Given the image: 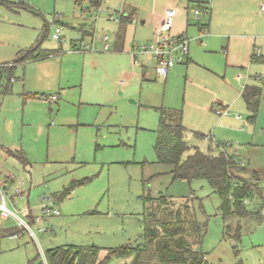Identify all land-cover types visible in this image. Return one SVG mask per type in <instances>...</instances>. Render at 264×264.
<instances>
[{
	"label": "rangeland",
	"instance_id": "1",
	"mask_svg": "<svg viewBox=\"0 0 264 264\" xmlns=\"http://www.w3.org/2000/svg\"><path fill=\"white\" fill-rule=\"evenodd\" d=\"M0 1V57L8 58L1 61L4 63H13L20 49L40 40L41 48L50 50L69 43L70 36H77V44L82 40L89 45L91 37L102 38L121 25L106 20L109 31L101 30L92 18L94 6L81 15V7H89L84 1L81 5L74 0ZM146 1L105 0L102 6L115 9L119 19L123 6L134 8L138 19L151 10L144 9ZM209 14L201 13L202 23ZM189 17L193 18L191 12ZM57 26L62 42L51 38ZM134 26V45L152 41L149 31L138 23ZM207 31L198 30L201 43L190 42L192 61L175 64L167 77L155 73V60L148 54L136 53V63H125V75L111 71L116 84L98 77V84L88 82L81 95L77 87L67 88L65 83L78 74L79 63L68 59L60 73L63 90L15 91L7 96L0 108V179L8 181L6 206L30 223L35 236L19 230L13 216L1 220L0 264H47L45 251L55 246H98L101 258L105 248L138 245L143 233L142 195H163L177 207L190 209L201 225L196 246L203 256L201 264H264V215L241 220L224 216L221 200L206 180L174 179L170 165L156 162L154 144L161 110L180 111L188 145L204 152L235 154L247 168L259 171L262 197L251 198L247 208L263 206L264 212V87L254 122L248 120L249 111L239 94L249 77L248 83L264 82V63L251 62L240 39L231 40L226 54L229 34L235 32L232 29L222 30L225 39L219 45L205 42ZM252 48L257 56L264 55L258 42ZM232 61L238 63L230 64ZM22 63L15 64L13 86L20 83L15 69L22 70ZM48 64L44 70L51 77L54 62ZM135 65L138 67L133 69ZM251 70L260 78L255 79ZM8 82L3 73L2 91ZM51 94L56 95L55 101L42 98ZM220 105L228 107L230 116L215 114ZM191 152L192 148L186 149L182 159ZM86 177L89 180L75 186L66 198L57 199L55 193ZM44 206L58 214L43 215ZM28 208L39 221L31 222L24 215ZM11 231H17L16 235L10 236ZM128 262L129 258L116 257L107 264Z\"/></svg>",
	"mask_w": 264,
	"mask_h": 264
},
{
	"label": "trees",
	"instance_id": "2",
	"mask_svg": "<svg viewBox=\"0 0 264 264\" xmlns=\"http://www.w3.org/2000/svg\"><path fill=\"white\" fill-rule=\"evenodd\" d=\"M198 2L197 4L201 5ZM97 5L98 2H92L89 8ZM40 44L41 40L29 48L20 49L10 67H1L3 69L0 70V79L4 73L10 81L16 63L43 58L54 53L53 49H42ZM251 60L260 61L261 56L252 54ZM260 97V87L250 85L244 87L242 98L251 121L257 116ZM160 115L154 144L156 162L170 165L169 172L174 179L206 180L212 191L219 196L221 200L219 208L224 216H235L238 220L262 217L263 206L255 210L247 208L252 202L251 198L262 197L256 172L248 171L246 165L241 164L235 154L211 149L204 152L197 146L188 145L180 111L161 110ZM189 148H192V152L182 159L183 152ZM21 157L25 161V158ZM88 180L89 177H86L69 184L55 193L57 199L66 198L75 186ZM245 199H248L247 203ZM142 201V243L105 248L106 252L101 258L99 257L101 247L98 246L74 244L55 246L45 251L46 263L107 264L113 258L121 257L129 258L127 264H201L203 256L200 251H196L201 236V225L190 209L186 206L177 207L163 195L156 198L142 195ZM21 229L23 228H19ZM16 233L17 231H11L9 235ZM234 236L236 237L237 233Z\"/></svg>",
	"mask_w": 264,
	"mask_h": 264
},
{
	"label": "crops",
	"instance_id": "3",
	"mask_svg": "<svg viewBox=\"0 0 264 264\" xmlns=\"http://www.w3.org/2000/svg\"><path fill=\"white\" fill-rule=\"evenodd\" d=\"M197 2L201 3L204 2V0H147L144 9L148 8L151 10L144 11L142 15L138 16V19H136L137 17L135 16L136 13L134 8L127 9L126 7L123 6V14L120 17L119 21L118 22L114 21L115 23L118 24L121 23V25L118 26V29H111L112 32H110L106 28V25L108 24L106 23V20H111L109 19L108 14H106L107 16H103L101 14L97 20L98 22L97 26L101 30L103 29L105 31H109L104 34V36L105 35L108 36L107 40H104V36L101 34L103 36L102 38L100 36L98 38L91 37V40L89 41L90 43L89 45L81 43L82 40H80V43L77 44L78 40H74L76 39L77 36H70V38H68L69 43L65 42L64 46L57 45L58 47L56 46V48H54L53 54H50L43 58L25 61L24 63H22L23 65H25L22 68V70H20L17 67L15 69L16 72L15 76L19 79L20 83H17L16 85L13 86L12 83L14 82V80L12 81L10 80L11 83L9 84L8 82L6 87L3 88V91L0 89V108L3 105L4 101L6 100L7 96L13 94L15 91L17 93L23 94V93H31V91L33 90L41 91V92L43 91L56 92L59 90H63L64 87L62 85L64 84L62 83L60 73H62L63 69H65L64 63L68 59H75V61L79 63V66L77 67L78 74L69 76V80H66L65 83L67 84V88L77 87L82 95V93L84 94V91L88 88L89 85L88 82H90L91 84H98V77H102L108 80L111 84H116V81L114 80L111 71L114 70L115 72L120 73L121 75L122 74L125 75L126 72L124 74L122 71L123 68L125 67V63H127V65L130 66V63L133 64L134 61V55L130 53L132 46L134 45L133 44L134 30H136V26H134V23H138L140 28L149 31L152 35L153 38L152 41H153L156 38L157 30L160 27L161 22L163 21L165 10L169 7L176 9V13L171 19L170 29L168 31H159L158 33L160 32L162 34L185 33L189 39V46H190V42L193 43L194 42L193 40L199 43L203 41L201 39L202 37L198 36V30L199 32H201L202 28H205L206 30H208L207 34L203 36L205 42L214 41V43L219 45L222 42L221 39H225V32H223L222 30L232 29L235 32H231L229 34V40L225 48L226 54L229 52V48L231 47V40L233 39L241 40V46L243 48V51L244 53L250 54V60L253 51L252 47L255 46L257 42L264 50V0H213L211 8L210 10H208L210 11V14L208 18L204 20L203 23L200 20L201 16L197 18L193 13V10L198 6ZM105 7L109 8V6H105ZM190 12L193 15L192 19L189 17ZM85 13H82L81 15H84ZM96 30L97 29L93 27V31L95 32ZM109 33L112 34V40H110ZM89 34L90 32H88V35ZM69 44L70 46H72L71 47L72 49H70ZM90 45H92L93 47L92 50L89 49ZM105 45H107L106 48ZM189 46H188V53L186 55H183L181 62H178V64H185L188 63L189 61H192L189 53ZM5 59L6 58L0 57V62ZM49 62H54V75L51 73V77H49L48 76L49 73L44 70L47 68V66H49L48 64ZM251 62L264 63V55L261 56L260 61L251 60ZM1 63H3V65H0V67H8V66L10 67L12 65V63L9 62H5V63L1 62ZM229 63L236 64L238 63V61H232ZM133 67H134L133 69H135L138 66L135 65ZM98 68L102 69L101 72L97 71ZM73 69H75V67H73ZM262 70H264V65ZM251 71H253V74L255 73L253 75L255 79L260 78L258 72L254 70ZM249 79L250 77L245 79L247 83L244 84L241 91L239 92L241 98H242V92L246 85L260 87L261 95H262L264 82L257 83L256 81L251 80L252 83H248ZM1 87L2 85L0 84V88ZM9 89H11L10 93L6 94V92L9 91ZM82 103L84 102H80V104ZM214 112L216 115L219 116L222 115L230 116L229 109L226 105L225 106L220 105V107L216 108ZM249 114H248V120H249ZM249 121L254 122L251 120ZM243 165L245 164L243 163ZM247 169L248 171H255L259 179V171L255 169H249V168ZM263 213L262 216L264 215ZM5 219L7 218L0 217V221ZM29 219L31 222L39 221V220H35L32 216H29ZM28 224L30 226L29 222ZM18 227L21 228L20 226ZM0 228H1V223H0ZM25 230L29 232L28 229ZM30 230L32 231L31 226H30ZM32 233H33L32 236H35L33 231Z\"/></svg>",
	"mask_w": 264,
	"mask_h": 264
},
{
	"label": "built area",
	"instance_id": "4",
	"mask_svg": "<svg viewBox=\"0 0 264 264\" xmlns=\"http://www.w3.org/2000/svg\"><path fill=\"white\" fill-rule=\"evenodd\" d=\"M84 1L85 3H92V2H98V5L95 6V14L93 15L92 18L94 20H98L99 16L104 13L105 11L108 14L109 19L118 22L119 18L115 16V12H117L115 9H111L108 7H103L102 4L104 3L105 0H76L75 4L76 5H81ZM210 4V0H204V2H201V5H198L194 10L193 13L194 15L199 18L202 12H207L209 10L208 6ZM89 7H81V12L85 13L88 11ZM203 10V11H202ZM176 9L175 8H167L164 13V18L163 21L160 24V27L157 30L156 38L151 41L150 43H145L142 45H133L131 52L133 55L136 53H146L149 54L154 60H155V72L162 77H166L171 70V68L178 62H181L183 55H186L188 53V46H189V39L186 36L185 33H179V34H162L161 32L158 33L159 31H168L171 26V19L175 15ZM60 15H58L59 18ZM51 38L58 41L62 42V31L60 27H56L51 34ZM108 36H104V40H107ZM107 45H105V48ZM89 49L92 50L93 47L92 45L89 46ZM252 54L258 55V53L255 54L253 51ZM134 63H136V60L134 58ZM11 81L14 80L12 77L10 79ZM43 99L54 101L56 99L55 94L51 95H43ZM241 162V161H240ZM241 164H243L241 162ZM8 181L7 179L3 181L0 179V217L1 218H7L9 216H13L16 221L18 226L21 228L28 229L30 234L33 235L32 231L30 230V226L28 222H26L22 217L19 215L15 214L12 212L7 206L5 202V197H6V185ZM14 198V197H13ZM245 202H248V199H245ZM24 215L29 217L31 215V210L25 209L23 211ZM42 214L43 215H52V214H58V211L56 209H53L48 206H44L42 208ZM35 220H39V216H32Z\"/></svg>",
	"mask_w": 264,
	"mask_h": 264
},
{
	"label": "water",
	"instance_id": "5",
	"mask_svg": "<svg viewBox=\"0 0 264 264\" xmlns=\"http://www.w3.org/2000/svg\"><path fill=\"white\" fill-rule=\"evenodd\" d=\"M199 250V248L198 247H196V251H198Z\"/></svg>",
	"mask_w": 264,
	"mask_h": 264
}]
</instances>
